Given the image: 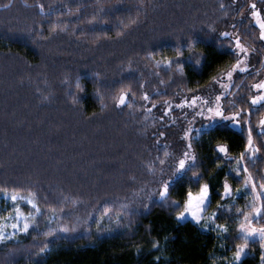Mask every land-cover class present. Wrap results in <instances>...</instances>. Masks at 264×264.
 Masks as SVG:
<instances>
[{"label": "trees", "instance_id": "obj_1", "mask_svg": "<svg viewBox=\"0 0 264 264\" xmlns=\"http://www.w3.org/2000/svg\"><path fill=\"white\" fill-rule=\"evenodd\" d=\"M6 4L10 6L3 7ZM39 4L45 6V14ZM255 4L264 18V0ZM249 13V0H0V186L40 192L48 197L40 201L45 216L53 207L57 214L61 207L67 213L51 227L77 226L76 233L57 237L46 255L33 254L38 252L33 245L44 237L36 241L21 237L20 244L9 245L19 249L15 255L0 248V264H223L232 259L235 244L242 243L237 209L247 211L251 196L244 198L242 190L234 201L231 197L220 201L229 208L219 211L216 223L226 224L229 231L217 239L211 231L177 220L172 201H179L182 209L189 183L197 190L191 172L173 184L166 202H159L155 189L159 169L170 174L169 165L186 143L187 122L176 105L204 94L235 64L237 57L231 51L235 36L249 48V69L232 79L221 104L226 115L249 108L252 114L241 121L243 128L221 121L201 132L193 129L200 182L211 189L208 210H217L226 179L233 189H243L245 174L238 183L235 163L215 149L224 144L228 157L238 159L247 144L248 119L260 151L253 157L255 163L247 156L245 163L257 183L264 177L263 136L258 129L264 112L249 102L255 94L252 85L264 76V42ZM93 16L95 21L89 23ZM222 32L230 36L220 37ZM190 38L198 41L194 55L203 57L200 66L195 67L184 50L183 74L175 65L165 69L163 61L174 58L176 47ZM149 51L155 55L149 57ZM156 61H161L160 67ZM95 72L102 74L106 85L100 90L103 99L96 94ZM78 75L83 92L74 87ZM121 89L134 93L129 97L131 107H115L114 97ZM73 93L79 103H73ZM168 105L171 111L165 115ZM165 147L172 159L164 157ZM157 156L167 163L157 165L153 176L145 166ZM131 176L136 178L135 188L129 186ZM141 187L153 194L147 209L133 196ZM62 193H83L85 203L74 207L62 201ZM140 196L148 202L147 196ZM105 199L115 200L113 214L122 203L136 211L125 215L116 230L108 231L113 225L105 219L102 233L94 224L86 231L89 214L99 216L97 204ZM21 208L25 214L31 210L23 203ZM39 224L41 232L49 226L44 218ZM153 241L160 247L153 248ZM254 257L242 264H256Z\"/></svg>", "mask_w": 264, "mask_h": 264}, {"label": "snow or ice", "instance_id": "obj_2", "mask_svg": "<svg viewBox=\"0 0 264 264\" xmlns=\"http://www.w3.org/2000/svg\"><path fill=\"white\" fill-rule=\"evenodd\" d=\"M9 4L3 5V7H9ZM221 8L224 7L223 4L220 5ZM39 11L41 14H45V6L43 4L38 5ZM251 13L250 15L255 18V23L259 27V40L264 42V18H262L261 11L257 9L255 3L250 5ZM100 11H104L100 9ZM96 17L93 16L89 23L95 21ZM135 23V21H133ZM233 28L236 27L235 24L232 25ZM64 29L62 28L61 31ZM210 32H214L215 29L209 27ZM83 34V33H82ZM122 31L118 32L117 35H122ZM35 33H30V36H34ZM40 35L43 37V32H40ZM104 35H107L105 32ZM220 37H229L230 34L228 32H222L219 34ZM198 41L195 38H190L186 43H182L176 47L175 52L176 55L174 58H168L163 61V67L165 69L172 68L173 65L179 70L181 74L184 72L185 64L181 60V57L184 55V50L189 51L188 59L191 60L192 64L195 67H199L202 61L201 55H194L196 51V45ZM234 47L231 49L232 53L237 57L235 64L224 73V77H221L217 80L218 83L221 84V87L227 89L230 87V84H224L222 81L226 77L229 82L233 79L234 73H244L248 71V64L245 63L247 57L249 56V48L243 42L240 36H235L234 38ZM254 51V49H253ZM149 57L155 55L154 51H149L147 53ZM158 67L161 66V61H156ZM94 83L97 85V96L100 99H103L101 94V89L106 87L102 81V74L99 72L93 73ZM68 83L69 81L66 79L64 81ZM163 83V81H161ZM74 87L83 92L84 86L81 84V77L78 75L75 79ZM141 87H143L141 85ZM253 89H256V94L251 95L249 98L250 105L252 107L260 106L264 107V80H260L258 83L252 85ZM134 95L131 93L129 89H121L118 97H114L116 101L115 107H131V103L129 102V97ZM225 93H220L216 96L217 103L215 106H208L206 108V112L204 109H200L195 113L197 116H201L209 122H213L217 119L228 121L233 126H238L243 128L241 125V121L245 120V117H250L252 114L251 108L245 113L243 109L240 111H232L231 114L226 115V109L222 106L220 102L221 97L224 96ZM79 96L73 93V103H79ZM144 99L148 100L149 96L147 93H144ZM199 96H193L191 100L185 99L180 104H177L176 107L180 108L184 105H188L189 107H195L197 100H199ZM207 105L208 102L204 101ZM234 103V102H232ZM155 107V105H153ZM171 105H168L165 110V115H167L168 111H171ZM151 109H148L150 112ZM246 123L249 125L247 129V144L245 146V151L241 152L238 159H234L232 157H228L229 148L224 144H218L216 146L215 151L218 154H223L222 158H227L232 160L236 167L234 169L236 173L237 182L241 183L239 177L241 173H244L245 176L243 178L242 184L243 189L236 188L233 189L229 183H227V179L223 184V192L220 194V200L216 203V211L211 213H207V210L210 206L211 200V189L208 183H201V175L199 171V166L197 162V155L195 149L193 147V129L191 127L184 130L183 140L186 141L183 151L180 156L173 160V163L169 165L170 174L165 173V169L161 167L160 171V179L156 181L158 187L155 189V196L158 197L160 203L166 202L170 199L172 187L174 183H179L184 179L185 176L189 172L192 173L190 181H195L197 185V190L193 191L191 189V183L188 185V190L185 194V198L183 200V206L181 209V205L179 201H172V205L178 209L177 219L183 220L186 216H190L192 220H194L197 224L202 227L207 228L209 225H212L215 230H218L219 233H227L229 231L226 224H218L216 223L218 213L221 209H228L229 205L225 203H221L220 201H224L227 198L233 197V193L239 194L242 190L246 192L247 195L252 197V201L250 205H247V211L242 209H237L239 222V233L238 239L242 241V243L235 244L232 249V259L228 262V264H242V260L244 256L247 254L249 249L250 242H258L260 245V261L264 264V177L261 178L259 183L256 182L255 177L249 171L247 163H245V159L247 156V160L255 163L253 160V156L255 153L260 151V148L257 147L253 143V128L250 126V119L246 120ZM199 132V129L195 130ZM259 134L264 136V119L259 121ZM160 136H163L164 133L160 132ZM159 144V141H157ZM164 157L168 159H172L171 154L167 151V148H164ZM167 163V159L161 158L157 156L154 160H151L147 163L146 170L155 176L157 165H165ZM217 166H219V161L217 162ZM135 177H129V186L135 188ZM143 193L147 196L148 202L145 203L143 197L140 194ZM0 195L3 198L10 202L11 211H9L8 215H0V248H8L9 255H15L18 248H9V245L13 242L15 244L21 243V237H31L33 241H36L38 237H44L39 244H34L33 246L38 249V252L33 253L34 255H46L49 251L50 245L55 242L57 237H63L68 234H74L77 232L76 225H70L65 223H57L56 227H51L50 225L53 221H60L67 216L60 208L59 214H57V207H53L51 210L50 216H45V212L40 207V201H47V196H41L40 192L33 190L32 188H23L19 185L12 186H0ZM62 195V201L70 202L74 207L80 206L85 203L82 199L83 193L75 194L74 196H65ZM133 196L139 198L141 200V204L145 209H147L150 204L153 202V194L152 191L147 190L144 187H141L133 192ZM127 199V198H126ZM25 204L30 206L31 210L25 214L22 211L21 204ZM115 204V200H103L98 202L97 211H99V216H96L95 213H90L88 219L85 221L88 224V228L86 231H91L92 224L96 227V232L102 233L104 231L103 222L107 219L110 223H112L113 227L107 229L108 231H113L120 228L124 222L125 215H132L136 210L130 209L128 204L122 203L120 205V210L113 214L112 209ZM14 213V214H13ZM123 213V214H122ZM40 218L45 219L47 227L46 231H40ZM130 227V221L129 225ZM51 239H48V238ZM153 248H159L160 245L157 241L152 242ZM156 260L159 261L160 257L157 256Z\"/></svg>", "mask_w": 264, "mask_h": 264}, {"label": "rangeland", "instance_id": "obj_3", "mask_svg": "<svg viewBox=\"0 0 264 264\" xmlns=\"http://www.w3.org/2000/svg\"><path fill=\"white\" fill-rule=\"evenodd\" d=\"M257 0H249V8H250V5L252 3H256ZM250 13H251V8H250ZM250 13L248 14L252 21H253V24L259 29L258 25L255 23V18L252 17L250 15ZM263 18V17H262ZM248 58L249 56L247 57L245 63L248 64ZM249 66V64H248ZM249 69V67H248ZM239 74H242V73H234L233 74V78L236 76V75H239ZM221 77H224V75H222ZM220 79V78H219ZM218 79V80H219ZM261 80H264V76L262 77ZM224 84H229L230 82L227 80V78L225 77L222 81ZM227 89H224L221 87V84L218 83L217 81H215L214 84H212L209 88L206 89V91L204 92V94L202 95H199L200 99L197 100L196 102V106L195 107H189L188 105H184L183 107H180L182 108L181 109V112H182V116L183 118L185 119V121L187 122V125H186V129L191 127L192 129H199V132H201L202 130H205L207 129L208 127L212 126L214 123H218V122H225V123H228V125L234 129H238V126H233L230 122L228 121H223V120H215L213 122H209L208 120L204 119L203 117L201 116H197L195 115V113L197 111H199L200 109H204L205 112H206V108L208 106H215V104L217 103L216 101V96L219 95L220 93H226ZM256 89H254V93L256 94ZM224 97V96H222ZM222 97H221V100H222ZM191 100V99H190ZM221 100L219 103H221ZM204 101H207L208 104L206 105L204 103ZM257 107V106H255ZM199 122V125L196 126V123ZM242 196V193L240 192L239 194H236L235 192L233 193V197L232 198V201H234L235 199L239 198ZM244 198H248V195L245 194L244 195ZM209 209V208H208ZM9 211H11V205H10V202L6 201L3 197H0V215H8L9 214ZM207 213H211L209 210H207ZM14 214V213H13ZM178 220V219H177ZM179 223H183V222H190L194 225H196L201 231L203 232H207V231H211L213 232V234L215 235V237L217 239H220L221 237V234L222 233H219L218 230H215L214 227L212 225H209L207 228L205 227H202L201 225L197 224L194 220H192V218L190 216H186L183 220H178ZM228 260L227 259H224L223 261V264H228Z\"/></svg>", "mask_w": 264, "mask_h": 264}, {"label": "flooded vegetation", "instance_id": "obj_4", "mask_svg": "<svg viewBox=\"0 0 264 264\" xmlns=\"http://www.w3.org/2000/svg\"><path fill=\"white\" fill-rule=\"evenodd\" d=\"M262 108H263V112H264V107H262ZM262 119H264V113H263ZM258 129H259V127H258ZM262 147L263 148H262V151L260 152V156L264 162V136L262 137ZM256 155L257 154L255 153L253 157H255ZM249 198H250V196L248 195L247 199L250 200ZM260 251H261V249H260V245L258 242H250L247 254L244 256L242 261L250 260L253 256H256V257H254L256 264H262V262L260 261Z\"/></svg>", "mask_w": 264, "mask_h": 264}]
</instances>
